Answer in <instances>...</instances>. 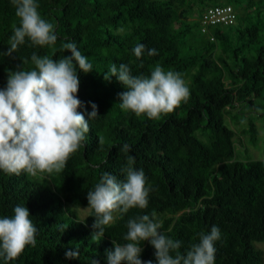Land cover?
<instances>
[{"label": "trees", "instance_id": "1", "mask_svg": "<svg viewBox=\"0 0 264 264\" xmlns=\"http://www.w3.org/2000/svg\"><path fill=\"white\" fill-rule=\"evenodd\" d=\"M36 2L42 18L54 25L57 42L41 48L26 41L8 55L19 20L11 0H0V89L10 72L33 67V53L70 57L62 44L75 42L93 65L91 72L77 73V111L87 120L95 104L97 117L89 120L84 146L62 173L32 177L0 171V218L25 206L38 230L35 247L12 261L0 257V264H106L113 241L127 242L128 220L144 214L161 224L163 234L181 241L182 252L215 225L221 239L215 242L214 264H263L257 245L264 246V161L247 153L238 158L227 119L238 125L244 115L242 135L249 146L261 142L264 150V0ZM216 5H231L236 23L203 34L194 16L199 19ZM138 44L145 46L139 59L133 51ZM148 49L157 54L148 56ZM112 64L128 65L133 75L150 76L157 64L178 72L189 99L159 120L137 117L119 105L127 89L115 77L106 80ZM125 144L130 150H121ZM128 166L143 170L151 188L148 206L117 214L101 240H94L93 210L82 219L77 209L88 207L87 192L102 173L123 181L121 170ZM141 247L140 259L156 264L149 242ZM73 250L79 255L66 258Z\"/></svg>", "mask_w": 264, "mask_h": 264}, {"label": "clouds", "instance_id": "2", "mask_svg": "<svg viewBox=\"0 0 264 264\" xmlns=\"http://www.w3.org/2000/svg\"><path fill=\"white\" fill-rule=\"evenodd\" d=\"M11 4L19 26L13 28L8 55L26 41L41 48L56 44L54 25L42 18L36 0H11ZM118 31L123 32V28ZM62 48L71 56L54 60L33 53V67L10 72L6 87L0 89V171L6 174L36 177L62 173L68 160L84 146L89 120L97 117L95 104L91 105L87 120L77 111L81 106L77 73L91 72L92 63L75 42H65ZM133 51L139 59L145 46L138 44ZM147 54L151 57L157 52L148 49ZM110 77L127 89L119 95L121 109L137 117L159 120L189 99V87L182 75L165 71L159 64L150 76L133 75L126 64H112L106 80ZM121 150H130L129 145H123ZM121 171L123 181L104 172L94 190L87 192L88 208L95 215L94 240H101L105 227L115 222L117 214L122 217L130 209L144 210L148 206L151 188L143 170L128 166ZM160 228L161 224L147 214L129 219L124 237L127 242L121 245L113 241V250L106 252V264H152L151 260L140 259L144 241L154 249L156 264H214L215 242L221 239L217 226L213 225L206 234L200 233L199 242L186 252L180 250L181 241L169 238ZM37 232L28 209L17 205L11 217L0 218V257L12 261L26 247H35ZM78 255L75 250L66 252V258ZM92 264L98 261L93 260Z\"/></svg>", "mask_w": 264, "mask_h": 264}, {"label": "rangeland", "instance_id": "3", "mask_svg": "<svg viewBox=\"0 0 264 264\" xmlns=\"http://www.w3.org/2000/svg\"><path fill=\"white\" fill-rule=\"evenodd\" d=\"M194 20H199L198 16L197 17L194 16ZM243 117H244V115H243ZM243 117H241L242 119L240 120V124H238V125H233L230 122V120L227 119L228 125L236 133V135H235L236 155L238 156L239 159L242 160L247 153L248 156L252 159H260V160L264 161V150H263L261 142H259L256 147H251L248 145L247 138L244 137L241 133V129L245 127L243 124L246 122L245 117H244V119H243ZM254 123H255V125H256L259 133H260V137H261V131H260L261 123L259 120H256ZM89 210H90V208H88V207L87 208H78L77 213H78L79 217L83 219L86 217ZM257 247L260 248L263 252V264H264V246L263 245H257Z\"/></svg>", "mask_w": 264, "mask_h": 264}, {"label": "built area", "instance_id": "4", "mask_svg": "<svg viewBox=\"0 0 264 264\" xmlns=\"http://www.w3.org/2000/svg\"><path fill=\"white\" fill-rule=\"evenodd\" d=\"M235 23L236 12L231 5L208 7L199 18L200 32L203 34H211V30L215 28L226 29Z\"/></svg>", "mask_w": 264, "mask_h": 264}]
</instances>
